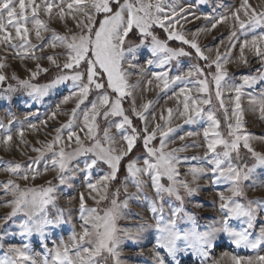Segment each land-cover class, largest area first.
<instances>
[{"label": "snow or ice", "instance_id": "1", "mask_svg": "<svg viewBox=\"0 0 264 264\" xmlns=\"http://www.w3.org/2000/svg\"><path fill=\"white\" fill-rule=\"evenodd\" d=\"M197 3L210 4L211 0ZM194 7L180 0H0V85L15 81V86L8 83L3 89L5 97L22 90L40 104L58 87L71 82L69 95L61 104L75 100L70 112H61L58 104L47 119L39 120L46 128L58 115L68 117L52 130L50 140L36 141L39 147L25 138L23 126L13 129L17 122L14 114L9 113L6 124L0 120V146L5 152L15 147L27 157L26 162L0 157V172L7 174L0 182V207L10 209L0 217V228L22 218L18 233H12L22 238L20 245L5 246L9 233H0V264H128L122 258V246L137 244L148 227L155 229L156 249L174 260L183 252L199 257L201 264H264V223L257 229L264 199H248L249 189H264V178L257 175L264 176V151L253 146L255 141H264V136L248 131L243 107L246 97L249 110L264 121V91L245 92L264 81V0L218 3L199 15L192 11ZM221 7L225 11H220ZM200 19L210 21V27L185 30L186 24ZM221 24L230 28L228 43L223 54L217 48L212 58L202 50L198 37ZM157 29L164 33L163 39ZM173 41L181 46H170ZM185 45L205 62L203 66L196 63L187 70L182 68L180 58L192 56ZM237 45L240 63L249 64L247 52L262 68L256 75L242 76L240 84H230L227 65ZM48 50L52 54L37 55ZM143 50L149 55L141 65L138 61ZM9 54L22 64L33 62L31 68L24 64L27 78L15 71L11 76L5 73L10 66ZM43 60L58 71L47 83H38V77L49 71ZM145 66L159 71L146 74ZM153 85L161 92L171 90L165 103L175 100V107H164L157 115L152 110L154 102L144 99L145 93L154 90ZM213 94L223 122L211 107ZM29 115L39 117L38 112ZM132 117L141 122L140 128L134 126ZM176 119L188 125L200 124L202 132L175 136L181 127H173ZM27 127L39 131L37 123L29 121ZM138 141L144 149L142 156L133 155ZM177 141L182 143L173 146ZM26 149L36 153L35 157L27 156ZM200 149L202 156L181 155ZM201 160L209 167L200 164ZM49 172L55 173L53 179H46ZM78 174L84 189L78 192L79 231L73 228L67 241L57 239L56 230L70 222L65 209H70L77 197L68 192L65 207L58 201L66 189L75 190ZM205 178L217 186L221 218L201 231L185 201L200 191V181ZM39 179L45 182L35 186ZM148 189L153 196L147 195ZM141 198L148 201L154 225L121 228L119 221L127 218L130 201ZM89 200L96 207H90ZM104 201L107 206L101 208ZM220 234L235 248L255 254H225L212 259L210 254ZM34 235L40 237L42 255L32 250ZM153 255L156 264H166L159 252Z\"/></svg>", "mask_w": 264, "mask_h": 264}, {"label": "rangeland", "instance_id": "2", "mask_svg": "<svg viewBox=\"0 0 264 264\" xmlns=\"http://www.w3.org/2000/svg\"><path fill=\"white\" fill-rule=\"evenodd\" d=\"M183 4H194L196 7L192 9L196 14H200L202 12H210L212 8L216 4L221 5H231L236 2V0H211L210 4H204V3H197V0H180ZM220 11H225L223 7H221ZM191 18V17H190ZM210 27V21H206L204 19L195 20L193 23L186 24L185 30L192 29L195 30L197 28H208ZM59 31H62V29H58ZM230 28L226 25H218V27L215 30H212L211 32H202L198 37V43L202 50L205 51L206 55H209L210 57H215L216 49L219 48L220 52L223 54L225 52L226 46H227V39L226 37L229 35ZM191 39V36H189ZM47 39V36L45 37ZM221 39L224 40V43L221 44ZM35 42V41H34ZM175 42V41H174ZM178 43V42H176ZM179 44V43H178ZM186 50L192 52V55L195 57L194 50L188 48L186 46ZM208 49H211L209 52ZM57 52H62V49H57ZM52 54L51 50L46 51L45 53H37V55H49ZM10 59L8 61L9 67L6 68L4 71L7 75L11 76L12 72L15 71L17 75H19L21 78H27V73L24 69V64H27L29 68L34 67L33 62L31 61H25L24 64H22L18 59H12L11 54ZM149 54L147 53V50H143L140 58L139 63L141 65H144V60ZM239 46L232 50L231 52V62L227 65L228 72H229V83L230 84H240L242 82L241 77L244 75H256L257 69H261L262 66L260 63H258L250 54L246 52V55L249 59V64L244 65L238 61L239 57ZM196 58V57H195ZM181 66L184 70H187L192 64H195L194 62L190 61L188 57H181ZM203 64L205 63L203 60H199ZM63 62L61 58V63ZM42 65L45 68H48L50 70H56L54 66H51L47 60L41 61ZM214 70V69H213ZM48 71V72H49ZM152 71H159V69L155 68H147L145 66V73H150ZM45 74H41L38 79H40ZM135 79V77L133 78ZM195 80V77L192 78ZM210 79V77H209ZM11 83L15 86V81H6L4 85H0V120L4 121V123H7V117L9 113L14 114L17 118V122L15 125H13V129H17L21 126L25 128V138L36 147H39V144H36L37 140L40 141H48L52 138L54 135V132L52 131L54 128L59 127L61 123L66 122L67 116L65 115H58L56 121L49 120L47 127L45 128L43 125L39 124L40 119H47L48 115L56 110V105L60 104V110L61 112H70V110L75 106V100H70L68 104H61L62 99L69 95V84L61 85L56 90H54L48 97H45L43 102L40 104H35L30 97L27 96V94L20 90L15 93L7 94V97H5V94L3 92V89L7 87V84ZM192 87H195V85H189ZM153 91L147 92L144 95L145 100H152L154 102L153 104V111L156 112L157 115H159V112L164 107H175V100H167V103H165L167 95L171 94V90L166 92H161L159 89H155V86L153 85ZM261 91H264V81L258 82L252 89H245V92H253V94H259ZM195 95V92L193 93ZM139 95V94H138ZM89 99H92V97H89ZM228 99V93H225V101L227 103ZM87 103V102H86ZM137 103H140V100L138 99ZM83 107V106H82ZM128 107V104L125 103V108ZM212 109L214 111H217L220 114L223 122V112L222 110H219V104L215 99V96L213 94V104ZM243 107L246 111V124L247 129L250 133L260 137L264 136V121H261L258 119L257 114H253L249 109L250 106L247 102V98L245 97L243 100ZM38 112L39 117L29 115V113ZM27 117V119H25ZM219 117V116H218ZM135 118V117H133ZM136 119V118H135ZM138 120V119H137ZM31 121L32 123H37L39 131L33 132L31 129H28L27 125L28 122ZM140 121H133L134 126L137 128L141 127ZM102 127L104 126V122H101ZM177 125H181V127L178 128V131L174 133L173 135L178 136L181 134H184L187 131H201L202 128L200 124L195 125H188L184 124L182 120L176 119L173 121V127H176ZM47 133V135H46ZM202 141V135L199 138ZM14 141L18 144V139L14 136ZM186 143H191V140L185 141ZM180 141L176 142V145L178 146ZM254 148L257 151H264V141H255L253 143ZM27 156L35 157L36 153L31 152L30 150H27ZM141 154L140 156H142ZM181 155L186 156H202L203 150H191L187 153H182ZM0 157H2L5 161L7 160H15L20 162H26L27 157H22L20 155V152L16 150L14 147L10 152H5L3 146H0ZM192 163H198L196 161H193ZM200 164H202L205 168H208L209 165L205 164L202 160L199 161ZM186 167L182 168L181 171H186ZM55 173L49 172L46 179H53ZM258 177L264 178L260 173L257 174ZM7 179V174L0 172V182H3ZM45 182V179H39L35 182V186H39L40 184H43ZM55 182V181H54ZM21 183V186H25L24 182ZM32 182H29V185H31ZM75 190L72 189H66L65 195L62 196L61 200L58 201L61 207H65L67 204V196L66 194L68 192H71V195L74 197H77L76 200L73 201V204L71 208L65 209L66 217L69 219V223L63 225L61 228L57 229L58 237L57 239H64L65 241L68 240L71 231L73 228H75L76 231H79V222H78V216H79V210H78V192L83 191L82 187V180L81 176L78 174L75 181ZM221 189L224 187L223 185L219 186ZM130 191H135V189L130 188ZM147 195L150 197L153 196V193L150 189L147 190ZM123 193L121 194V199H123ZM7 199H10V197H7ZM248 199H264V189H260L257 191L248 190ZM106 201L101 202L100 207L104 208L107 205H104ZM2 203V201H0ZM196 204L203 205V207H196ZM219 199L217 195V186H214L210 184L207 181V178L202 179L200 181V191L191 198H186L185 201V208L188 212L194 213L197 217V222L200 226V230H204V226L212 222L213 220L220 219V213H219ZM88 205L90 207H96V205L89 200ZM10 209L5 207H0V217L5 216ZM167 211V208H166ZM71 213V215H69ZM126 219H122L119 221V226L121 228H135L140 223H147L149 225H154V221L151 219V213L148 210V201L143 200L142 198L139 201H130V208L126 210ZM17 221V224H13L12 221H9L8 224H5L3 228H0V233L4 232L5 230L8 231V235L5 236L4 239V245L7 246L8 244H16L20 245L22 243V238L17 234L15 236L12 235V233H18V222L21 217L15 218ZM235 223V222H233ZM261 223H264V213L261 214V217L259 218L257 222V229L259 228V225ZM183 226V225H182ZM190 226V225H189ZM156 232L154 227H148L145 229V231L141 234V237L139 239V242L135 245H131L130 242L126 243L122 247L124 248L122 258L128 261V264H156L155 257L153 253L159 252L160 256L165 260L166 264H201V260L199 257L192 255V254H184L183 252L179 253L175 260L168 256V254L163 251L156 249ZM31 247L34 253L38 255H42L44 252V249L40 245V237L39 236H33L30 240ZM48 247H53V243L51 240L47 241ZM227 255H239L242 257H249L253 256L255 253L251 250H245V249H237L235 248L231 242L229 241L228 237L224 234H220L217 240L216 247L212 249L211 251V258L212 259H220L222 256ZM3 255V249L0 248V256ZM227 264V262H225Z\"/></svg>", "mask_w": 264, "mask_h": 264}, {"label": "trees", "instance_id": "3", "mask_svg": "<svg viewBox=\"0 0 264 264\" xmlns=\"http://www.w3.org/2000/svg\"><path fill=\"white\" fill-rule=\"evenodd\" d=\"M156 31H157V34L160 35L161 38L163 39V38H164V33L162 32V30L157 29ZM170 46H172V47H180L181 45L173 41V42H170ZM184 48H185V50H186V47H185V46H184ZM188 59H189L190 61L194 62L195 64L198 63V64H200L201 66L204 65L201 61H199L198 58H195L193 55H192L191 57H188ZM56 73H57L56 70H50L47 74H45L44 76H42V77H41L40 79H38L36 82H38V83H47V82H48L53 76L56 75ZM218 116H219V118H220L221 121H222V118H221V116H220L219 113H218ZM132 120H133V121H139V120H137V119H135V118H133V117H132ZM139 123H140V122H138V124H139ZM143 153H144V149H143V147H142V142H141V141H138V142H137V147H136V149L134 150L133 155L136 156V155H141V154H143ZM249 163H251V161H249ZM122 177H123V171H122V173H121V178H122ZM104 205H107V202H105Z\"/></svg>", "mask_w": 264, "mask_h": 264}]
</instances>
